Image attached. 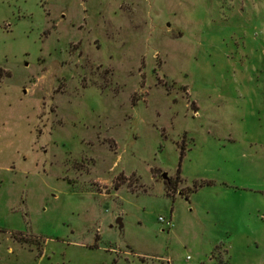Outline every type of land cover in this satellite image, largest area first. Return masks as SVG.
<instances>
[{
    "label": "rangeland",
    "instance_id": "374dc122",
    "mask_svg": "<svg viewBox=\"0 0 264 264\" xmlns=\"http://www.w3.org/2000/svg\"><path fill=\"white\" fill-rule=\"evenodd\" d=\"M0 264H264V0H0Z\"/></svg>",
    "mask_w": 264,
    "mask_h": 264
},
{
    "label": "water",
    "instance_id": "95a60500",
    "mask_svg": "<svg viewBox=\"0 0 264 264\" xmlns=\"http://www.w3.org/2000/svg\"><path fill=\"white\" fill-rule=\"evenodd\" d=\"M164 177H167L166 173H164Z\"/></svg>",
    "mask_w": 264,
    "mask_h": 264
},
{
    "label": "trees",
    "instance_id": "16d2710c",
    "mask_svg": "<svg viewBox=\"0 0 264 264\" xmlns=\"http://www.w3.org/2000/svg\"><path fill=\"white\" fill-rule=\"evenodd\" d=\"M194 191V190H193Z\"/></svg>",
    "mask_w": 264,
    "mask_h": 264
}]
</instances>
